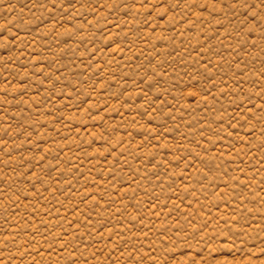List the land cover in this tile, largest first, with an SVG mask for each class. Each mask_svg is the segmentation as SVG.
<instances>
[{
    "label": "rangeland",
    "instance_id": "1",
    "mask_svg": "<svg viewBox=\"0 0 264 264\" xmlns=\"http://www.w3.org/2000/svg\"><path fill=\"white\" fill-rule=\"evenodd\" d=\"M0 264H264V0H0Z\"/></svg>",
    "mask_w": 264,
    "mask_h": 264
}]
</instances>
